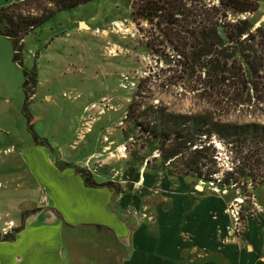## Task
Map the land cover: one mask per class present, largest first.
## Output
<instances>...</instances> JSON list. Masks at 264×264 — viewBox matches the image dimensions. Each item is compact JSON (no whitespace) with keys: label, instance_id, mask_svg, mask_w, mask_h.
Listing matches in <instances>:
<instances>
[{"label":"rangeland","instance_id":"1","mask_svg":"<svg viewBox=\"0 0 264 264\" xmlns=\"http://www.w3.org/2000/svg\"><path fill=\"white\" fill-rule=\"evenodd\" d=\"M15 1L19 0H0V8ZM131 12L129 0H95L56 13L25 38L24 67L32 70L36 65L38 73V85L28 103L31 128L24 115L23 68L13 60L12 41L0 35L1 224L16 217L10 208L18 202L29 208L38 200L37 191L24 178L23 153L25 147L38 144L34 133L76 160L89 159L92 168H84L101 178L113 177L122 186L141 170L148 175L170 173L160 171V162L153 156L148 169L134 164L148 151L145 137L125 120L139 80L148 79L144 90L151 88L150 102L169 112L207 116L221 124L264 123V106L238 108L232 103L227 107L232 82L221 79L214 90H204L205 75L182 71L178 55L162 34L145 21L140 27ZM250 17L256 27L264 28V1ZM259 92L264 96L262 88ZM211 142L222 172L232 170L236 157L227 141L214 135ZM235 175L237 183L227 188L187 178H194L198 189L223 196L231 229L235 228L234 209L240 212L239 228L234 230L245 236L251 222L249 236L253 237L259 231L257 221L264 222V185L252 184L241 172Z\"/></svg>","mask_w":264,"mask_h":264},{"label":"crops","instance_id":"2","mask_svg":"<svg viewBox=\"0 0 264 264\" xmlns=\"http://www.w3.org/2000/svg\"><path fill=\"white\" fill-rule=\"evenodd\" d=\"M23 156L38 200L29 208L18 202L10 208L16 217L0 223V264H264V222L253 237L251 222L245 236L234 233L226 199L198 189L194 178L141 170L119 193L86 185L75 166L91 169L89 159L36 143ZM11 222L10 232L20 229L6 239Z\"/></svg>","mask_w":264,"mask_h":264},{"label":"trees","instance_id":"3","mask_svg":"<svg viewBox=\"0 0 264 264\" xmlns=\"http://www.w3.org/2000/svg\"><path fill=\"white\" fill-rule=\"evenodd\" d=\"M91 1L95 0H19L0 8V35L12 41L13 60L23 68L24 115L30 128L28 103L35 94L38 73L36 65L32 70L24 67L25 38L56 13ZM263 1L129 0L133 21L140 27L145 21L162 34L178 55L182 71L204 74V90H214L221 79L232 82L229 88L233 95L227 107L233 103L238 108L264 106V96L259 95L260 88L264 90V28L256 27L250 17L259 11ZM147 80H139L125 117L145 137L148 149L143 160L140 162L139 157L134 164L148 169L149 157L153 156L160 162V171L196 177L205 185L213 182L224 188L234 187L237 172L252 184L264 185V123L221 124L207 116L169 112L163 105L150 102L153 92L150 87L144 90ZM214 135L227 141L235 154L237 161L230 171L222 172L218 166L217 151L211 142ZM34 138L38 144L50 146L36 133ZM75 170L90 187L108 186L119 193L126 192L114 181L98 183L84 167L75 166ZM242 223L245 228L243 217ZM19 229L4 238H13Z\"/></svg>","mask_w":264,"mask_h":264},{"label":"built area","instance_id":"4","mask_svg":"<svg viewBox=\"0 0 264 264\" xmlns=\"http://www.w3.org/2000/svg\"><path fill=\"white\" fill-rule=\"evenodd\" d=\"M213 184V183H212ZM232 212H233V216H234V218H235V223H234V229H236V230H238V228H239V223H238V219H240V212H237V213H235L234 212V209L232 210ZM239 215V216H238ZM142 217H144V218H151L152 216L150 215V214H148V213H143L142 214ZM12 222L7 226V227H5L4 229H3V233H4V235H7V234H9L10 233V229H11V227H12ZM243 227V226H242ZM233 229V232L234 233H236V234H238V232L237 231H235Z\"/></svg>","mask_w":264,"mask_h":264},{"label":"bare ground","instance_id":"5","mask_svg":"<svg viewBox=\"0 0 264 264\" xmlns=\"http://www.w3.org/2000/svg\"><path fill=\"white\" fill-rule=\"evenodd\" d=\"M84 23H82V25H83ZM86 25V24H85Z\"/></svg>","mask_w":264,"mask_h":264}]
</instances>
